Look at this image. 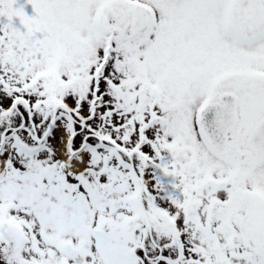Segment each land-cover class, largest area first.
Instances as JSON below:
<instances>
[{
  "label": "snow or ice",
  "instance_id": "1",
  "mask_svg": "<svg viewBox=\"0 0 264 264\" xmlns=\"http://www.w3.org/2000/svg\"><path fill=\"white\" fill-rule=\"evenodd\" d=\"M26 2L0 0V264H264V0Z\"/></svg>",
  "mask_w": 264,
  "mask_h": 264
},
{
  "label": "rangeland",
  "instance_id": "2",
  "mask_svg": "<svg viewBox=\"0 0 264 264\" xmlns=\"http://www.w3.org/2000/svg\"><path fill=\"white\" fill-rule=\"evenodd\" d=\"M16 7L17 8H21L22 7L24 9V11H25V14L27 16H29L30 18L34 16V11H33L32 7H31V5L27 4L26 0H17ZM15 26L17 28H20L21 30H23L22 26L19 24L18 20L15 21Z\"/></svg>",
  "mask_w": 264,
  "mask_h": 264
}]
</instances>
